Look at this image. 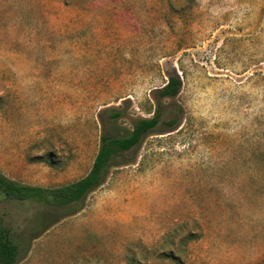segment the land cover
<instances>
[{
  "label": "rangeland",
  "instance_id": "rangeland-1",
  "mask_svg": "<svg viewBox=\"0 0 264 264\" xmlns=\"http://www.w3.org/2000/svg\"><path fill=\"white\" fill-rule=\"evenodd\" d=\"M171 71L180 124L113 156L81 210L42 230L0 196L15 264H264V0H0V172L84 176L101 110L127 135Z\"/></svg>",
  "mask_w": 264,
  "mask_h": 264
},
{
  "label": "trees",
  "instance_id": "trees-1",
  "mask_svg": "<svg viewBox=\"0 0 264 264\" xmlns=\"http://www.w3.org/2000/svg\"><path fill=\"white\" fill-rule=\"evenodd\" d=\"M181 86L182 79L175 71H171L166 82L157 89L158 99L147 108L151 115L139 118L134 123L132 130L124 136H119L114 132L116 121L123 114L122 110L110 106L103 108L100 116L102 129L99 148L90 170L84 176L69 183L44 187L18 182L0 172V196L6 200L37 203L41 206V209L35 215L34 221H40L41 223H44L48 212H56L61 216L78 212L83 208L87 194L103 184L106 169L110 165L113 156L131 151L148 132L158 125H162L165 131H170L180 124L181 106L174 103L170 117L165 119L168 105L165 101H172L179 94ZM103 114L107 115V120H103ZM49 223H44L41 229L43 230ZM18 258V244L11 237L9 228L0 219V264H15Z\"/></svg>",
  "mask_w": 264,
  "mask_h": 264
}]
</instances>
